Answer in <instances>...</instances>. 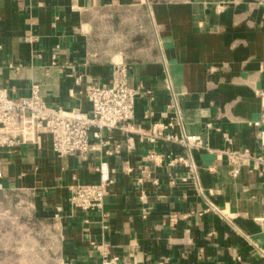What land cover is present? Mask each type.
Listing matches in <instances>:
<instances>
[{"label": "crops", "instance_id": "crops-1", "mask_svg": "<svg viewBox=\"0 0 264 264\" xmlns=\"http://www.w3.org/2000/svg\"><path fill=\"white\" fill-rule=\"evenodd\" d=\"M119 65L139 92L135 126L167 122L174 98L173 133L222 149L211 123L232 137L231 149L249 152V165L233 178L225 160L192 150L197 181L172 187L169 178L187 170L166 157L186 152L160 142V187L146 186L142 202L135 179L149 148L138 136L103 131L110 143L86 158L57 157L41 136L0 150V223L27 228L44 259L37 264H264V124L252 125L264 91V0H0V86L13 100L38 85L48 106L88 112L87 87L111 83ZM116 144L120 152L107 155ZM101 162L112 175L102 208H73V188L98 183ZM37 228L51 244L44 252ZM1 230L0 240L11 237Z\"/></svg>", "mask_w": 264, "mask_h": 264}, {"label": "built area", "instance_id": "built-area-1", "mask_svg": "<svg viewBox=\"0 0 264 264\" xmlns=\"http://www.w3.org/2000/svg\"><path fill=\"white\" fill-rule=\"evenodd\" d=\"M219 8V7H218ZM24 41L31 44L33 36H27ZM54 58V57H53ZM79 83V80H76ZM89 111L77 109L66 111L61 107H50L40 95L38 85H32L27 96L17 100L10 98L8 91L0 86V150L14 152L21 146L38 145L41 136H48L51 150L57 157L76 155L86 158L91 152L106 146L110 141L104 140L102 132L119 131L124 135H136L141 143L148 146L145 156L147 164L141 166L135 179L139 187V199L145 202L146 186L158 190L160 180L153 169L163 163V155L158 152L160 142L172 143L180 146L186 152L185 156H167V165L170 167L182 166L187 173L179 178L171 176L168 184L174 187L178 182L186 183L192 179L197 181L196 166L191 157L192 150L204 149L215 155L216 159L225 160L230 167L229 174L235 178L242 167L248 166L251 160L247 150L236 151L231 149L232 137L211 123L205 125L207 130L217 133L223 144L222 149H213L204 144L202 138L196 135H187L183 131L180 135L173 133L177 126H181V113L175 99L167 105L173 117L167 122H154L147 128L135 126L134 104L139 92L126 83L125 67L119 65L111 83L90 85L86 90ZM261 99L262 111L260 119L252 125L259 127L264 124V91L258 92ZM263 138V133H260ZM91 139L96 143H91ZM130 138L127 142H130ZM130 146V144L128 143ZM121 145L116 144L107 155L119 153ZM213 169L210 168V171ZM99 181L92 184H81L73 188L70 196V205L81 211H90L102 208L105 190L112 182L111 170L106 162L98 166ZM2 171L0 169V179ZM1 189V184H0ZM146 213L143 217L145 218ZM175 221L174 217L170 219ZM105 257V254H103ZM115 260L105 258L99 264H114Z\"/></svg>", "mask_w": 264, "mask_h": 264}, {"label": "rangeland", "instance_id": "rangeland-1", "mask_svg": "<svg viewBox=\"0 0 264 264\" xmlns=\"http://www.w3.org/2000/svg\"><path fill=\"white\" fill-rule=\"evenodd\" d=\"M5 214L6 216L8 215L7 212ZM5 218L8 220L7 217ZM0 226L2 227L1 231L3 234H11V237L0 240V264H37L39 260L43 259L42 254L35 253L36 248H32L34 246L32 244L33 242L30 243L27 228H25L23 224L12 223L8 220L4 223H0ZM13 227H15V233L11 231ZM40 229L41 228L36 229L37 232L35 237L37 239L35 247L38 246L40 251L44 252L46 245H48L47 248H49L51 244H49V239L45 238V234L42 230L40 231ZM46 240L48 242H46ZM3 243L6 247H2Z\"/></svg>", "mask_w": 264, "mask_h": 264}]
</instances>
